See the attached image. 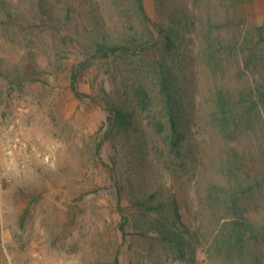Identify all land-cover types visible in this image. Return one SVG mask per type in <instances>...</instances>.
<instances>
[{
	"label": "rangeland",
	"instance_id": "374dc122",
	"mask_svg": "<svg viewBox=\"0 0 264 264\" xmlns=\"http://www.w3.org/2000/svg\"><path fill=\"white\" fill-rule=\"evenodd\" d=\"M7 1L12 17L0 5V264H187L168 246L142 234L131 220L121 229V208L128 214L131 206L125 195L119 198L112 176L113 161L123 154L122 141L113 132L106 135L102 91L112 92L122 82L112 59L85 60L88 39L76 33L84 21L111 30L128 21L125 27L142 30L137 13L121 11L113 0ZM176 2L196 14L191 17L196 21L211 19L232 30L239 25L244 35L253 25L264 30V0ZM168 3L146 0L154 21L169 20ZM262 48L264 52V44ZM218 60L194 63L204 99L216 86L245 79L235 54L220 53ZM75 67L81 70V95L71 85ZM205 131L210 169L200 180L218 174L230 140L217 129ZM233 136L247 153L244 169L264 167V160L248 158L250 152L260 153V140L240 130ZM204 184H184L181 193L185 211L196 216L200 212L204 218L194 264H256L254 249L234 255L208 250L210 233L230 213L213 205ZM259 190L244 194L241 209L259 223L254 240L258 238L257 264H264V196Z\"/></svg>",
	"mask_w": 264,
	"mask_h": 264
},
{
	"label": "trees",
	"instance_id": "16d2710c",
	"mask_svg": "<svg viewBox=\"0 0 264 264\" xmlns=\"http://www.w3.org/2000/svg\"><path fill=\"white\" fill-rule=\"evenodd\" d=\"M113 1L121 11L134 10L143 29L132 24L125 27V21L122 28L111 30L92 19L93 24L84 21L76 33L88 39L85 60L112 59L122 82V87L114 86L112 92L102 91L108 111L106 135L113 132L122 141L123 154L113 161L112 176L119 198L125 195L131 206L128 214L121 208V229L131 220L142 234L168 246L177 259L194 264L203 239L204 218L200 212L196 216L185 211L181 193L184 184L203 181L213 205L230 213L210 233L208 250L234 255L254 249L252 258L259 263L258 238L254 240L259 223L241 209V198L256 189L264 196V167L244 169L247 153L233 135L240 130L260 140V153L250 152L248 158L264 160L262 26L253 25L244 35L239 25L232 30L211 19L196 21L191 19L196 14L190 15L176 0H168L169 20L158 23L149 15L146 0ZM0 5L8 17L13 16L7 0H0ZM40 5H44L42 1ZM223 52L236 55L245 79L216 86L204 99L203 82L194 63L197 59L217 62ZM80 71L75 67L72 72L71 85L77 95L82 94ZM207 128L217 129L230 140L225 146L227 157L217 165L218 174L200 180L199 175L210 169Z\"/></svg>",
	"mask_w": 264,
	"mask_h": 264
}]
</instances>
